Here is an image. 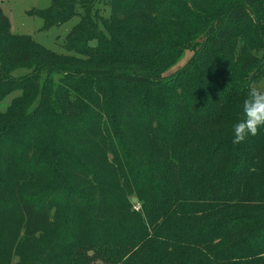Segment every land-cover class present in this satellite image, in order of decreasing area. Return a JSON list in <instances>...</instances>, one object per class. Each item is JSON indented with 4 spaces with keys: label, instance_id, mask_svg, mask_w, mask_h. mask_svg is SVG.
<instances>
[{
    "label": "trees",
    "instance_id": "obj_1",
    "mask_svg": "<svg viewBox=\"0 0 264 264\" xmlns=\"http://www.w3.org/2000/svg\"><path fill=\"white\" fill-rule=\"evenodd\" d=\"M105 1L107 18L95 0L29 11L43 29L77 15L64 43L75 54L11 33L0 7V98L27 80L29 105L36 98L0 113V264H92L71 257L97 246L105 264H264V130L237 144L231 132L251 91L246 73L264 77V0ZM143 26L153 28L151 43L138 49ZM84 30L97 47L76 45ZM192 42L193 61L169 78L165 69ZM21 67L32 69L21 83L2 79ZM48 71L61 75L54 87L41 82ZM39 118L66 137L44 136ZM146 143L155 153L140 154ZM126 158L143 164L132 179L141 178L137 208L113 168ZM99 174H110L119 201L114 187L97 186ZM55 179L77 186L64 204L66 237L47 241L41 231L60 203L45 185ZM109 226L115 235L99 243Z\"/></svg>",
    "mask_w": 264,
    "mask_h": 264
},
{
    "label": "rangeland",
    "instance_id": "obj_2",
    "mask_svg": "<svg viewBox=\"0 0 264 264\" xmlns=\"http://www.w3.org/2000/svg\"><path fill=\"white\" fill-rule=\"evenodd\" d=\"M50 0H0V7L3 13L5 14L11 33L13 34H29L31 35L33 41L41 46H43L46 50L57 53V54H72L73 51H68L64 47L65 38L68 35V32L72 28L73 25L77 23L79 20V17L77 15H74L70 19L64 21L63 23L59 25L52 26L47 29H43V19L39 14H31L29 11L31 9L33 10H41L45 9L49 5ZM95 8H98L100 15L107 18L109 17V6L107 5L105 0H95L94 2ZM163 24V26L168 27V24L161 23L160 26ZM145 28V29H144ZM148 29H152L150 27H144L139 32L138 42L136 43V46L139 48L145 47L149 48V45L151 43V37ZM82 33H77L76 36L80 37V39L76 40V45L80 48L84 47H90L95 48L99 44V40L97 37H95L94 34H89L88 31H81ZM73 37V36H72ZM195 42L191 43L189 46H187L184 52H182L179 59L175 62V64L168 66L165 69L164 74L167 75L169 78L173 77L179 71L185 66L187 67L194 59V54L197 53L198 46H195ZM197 45V44H196ZM75 54V53H74ZM260 53H258L259 55ZM78 55V54H77ZM264 61V57L262 59ZM219 65L221 63L217 62ZM225 65V64H224ZM30 67H21L16 69H9L5 72L6 78L2 76V79H7L6 82L10 83L12 85H17L21 83L22 80L26 76H28L32 71ZM2 72V71H1ZM259 71L254 68H252L248 73H246V79H245V85L250 88V90H259L264 91V77L260 78L258 81H253V78L255 75L257 76ZM64 74V73H63ZM64 76V75H63ZM41 82L45 78V83H49L52 87L56 86L61 81V75L54 72H45L41 74ZM26 81V80H25ZM28 80L27 83H24L25 88L23 86H16L15 88L11 89V91H3L2 97L0 98V113H3L6 111V109L11 104H16V106L19 109H23L27 107L30 103L31 96L28 93ZM27 85V86H26ZM33 101V102H32ZM31 104L29 105L30 108H33L36 104V98L33 99ZM46 118V117H45ZM45 118H39L37 120L38 124L43 128L42 132H44L48 137H56L64 139L66 137V132H63L64 126L58 125L59 128H57L56 131L52 132L50 130V125L53 123L52 120H46ZM264 130V129H259ZM43 135V134H42ZM194 139H202L198 132H195L193 134ZM109 138V136H107ZM155 153V148L152 144L146 143L145 146L141 147L140 154H147V152ZM121 153H118L115 156V161L118 160L121 162L120 158ZM105 159L104 155H101V157ZM102 159V158H101ZM138 159V157H137ZM136 159V160H137ZM131 163H130V162ZM109 162V161H108ZM148 162V163H147ZM146 163L149 164V161ZM131 166H129V165ZM149 165H158L159 167L164 165L162 163H151ZM133 166V170H129ZM135 167V168H134ZM143 164L136 165L134 164L133 160L130 158H126V162L124 164L121 163V165L118 167L114 164L113 168L117 171V176L123 185V192H124V198L131 204L133 207H139V201L138 197L135 194V188L137 186H141V178L136 180L135 182L132 181L133 178H135V170L136 168H142ZM95 171L100 172L97 167L95 168ZM96 174V173H92ZM110 174H103L96 177V180L100 182V184H95L99 188L100 187H114V195L113 200L119 201L120 199V191L115 187V184L112 183L109 179ZM163 177V175H161ZM94 179V178H93ZM95 180V181H96ZM57 183H53L52 185L47 184V190L51 193L49 196L56 197L57 202L60 203V206L58 207L57 211V217L56 219H53L50 224L42 229L40 237L43 240H54L59 241L66 237L68 232V226L66 225V211L68 210L66 208V205H64L66 202H68L74 195V188H76V184L71 185H63L58 180L55 179ZM98 182V183H99ZM98 190V189H97ZM135 198L136 201L132 202V199ZM255 203V202H254ZM102 233L100 235L99 243H101V240H105L107 238L111 239L115 235V232L111 229V227L103 228ZM117 234V233H116ZM95 247H85L83 250H81L78 254L81 256H73L71 257L72 261H76L77 259L82 260V257L84 255L92 256V264H105L104 260L102 259L104 254L99 255L97 252H103L102 246ZM16 259L12 257V261ZM28 262V259L25 260Z\"/></svg>",
    "mask_w": 264,
    "mask_h": 264
},
{
    "label": "clouds",
    "instance_id": "obj_3",
    "mask_svg": "<svg viewBox=\"0 0 264 264\" xmlns=\"http://www.w3.org/2000/svg\"><path fill=\"white\" fill-rule=\"evenodd\" d=\"M264 129V91L251 90L240 106V115L232 125V143L245 141Z\"/></svg>",
    "mask_w": 264,
    "mask_h": 264
},
{
    "label": "water",
    "instance_id": "obj_4",
    "mask_svg": "<svg viewBox=\"0 0 264 264\" xmlns=\"http://www.w3.org/2000/svg\"><path fill=\"white\" fill-rule=\"evenodd\" d=\"M135 201H136V199H135V198H133V199H132V202H135Z\"/></svg>",
    "mask_w": 264,
    "mask_h": 264
}]
</instances>
